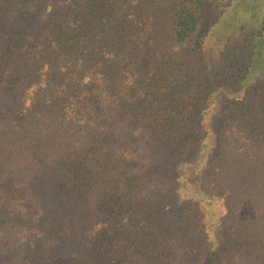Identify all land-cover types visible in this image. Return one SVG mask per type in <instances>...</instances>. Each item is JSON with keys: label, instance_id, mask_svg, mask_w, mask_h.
I'll return each mask as SVG.
<instances>
[{"label": "trees", "instance_id": "16d2710c", "mask_svg": "<svg viewBox=\"0 0 264 264\" xmlns=\"http://www.w3.org/2000/svg\"><path fill=\"white\" fill-rule=\"evenodd\" d=\"M212 1L258 21L236 77L205 8L138 56L152 0H0V264H264V145L223 143L264 0Z\"/></svg>", "mask_w": 264, "mask_h": 264}, {"label": "rangeland", "instance_id": "374dc122", "mask_svg": "<svg viewBox=\"0 0 264 264\" xmlns=\"http://www.w3.org/2000/svg\"><path fill=\"white\" fill-rule=\"evenodd\" d=\"M140 0H134L135 3ZM199 0H152L154 7H156V17L155 24L157 26H149L150 20L145 19V31L136 30L135 32H129V37L137 44L135 47L134 55L144 56L142 51L143 47L145 52L150 51L156 42H166L172 41L173 37L169 33V26L172 22L171 15L169 13L170 9L173 7H179L181 5H189L195 9V14L197 15L203 8L204 11L201 12L202 16L197 19V23L201 24L205 21L208 23H215L208 33L203 35V40L206 42H211V46L215 39L218 40L219 48L223 50L220 54L219 61L221 64L228 62L230 58L235 60L236 67L234 69V75L236 77L239 73H244V68L246 65L251 66V59L249 58L250 51L252 49V43L255 41L254 31H248L244 28L248 22L253 26L257 25V20H252V16L243 14L242 11L235 10L233 4L230 6L224 5V2L218 4V7L214 6L215 2L212 0H201L203 6L198 5ZM254 0H247V2H252ZM134 3V4H135ZM235 3V2H233ZM117 4H119L117 2ZM260 4H263L262 2ZM218 8V9H216ZM219 11V13H217ZM220 14V15H219ZM216 20V21H215ZM247 23H246V22ZM219 24V26H217ZM134 28H140L134 26ZM175 41V40H174ZM209 49V48H207ZM196 50V49H195ZM146 54L145 56L149 55ZM225 54L227 58H225ZM230 55V56H229ZM242 67V69H241ZM250 75V80L245 85V88L240 90V82L235 79L232 85H235L234 91H237L239 102L238 105L239 113L238 116L241 118L238 122L237 130L233 131V139H227L226 136L230 134V131H225L226 136L223 139V143L227 145L233 144V148L236 147L238 151L246 146V139H251L249 145L246 147L247 151L256 152L264 145V66L256 68L254 72ZM168 103L160 105V109ZM178 103H169V106L175 107ZM221 130H223L224 125H220ZM240 139V140H238ZM240 144V147L237 145ZM244 144L243 146H241ZM191 150V148H189ZM243 153V151H242ZM260 172L264 175V164H261L257 173ZM258 179L255 177V180ZM261 179V178H260ZM253 180V179H252ZM264 181H257L260 184ZM250 183H254V180ZM149 217V216H148ZM83 216L80 215L79 219ZM148 229L151 230V224H148ZM1 262V257H0Z\"/></svg>", "mask_w": 264, "mask_h": 264}]
</instances>
